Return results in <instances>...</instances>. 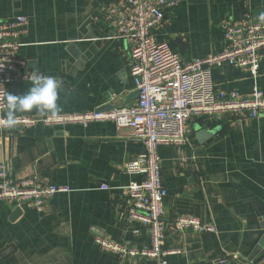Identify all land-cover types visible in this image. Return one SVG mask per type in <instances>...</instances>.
Instances as JSON below:
<instances>
[{
    "label": "crops",
    "instance_id": "1",
    "mask_svg": "<svg viewBox=\"0 0 264 264\" xmlns=\"http://www.w3.org/2000/svg\"><path fill=\"white\" fill-rule=\"evenodd\" d=\"M113 1L0 0V22L27 18L20 75L7 85L12 106L5 116L34 119L0 130V164L14 178L41 175L70 188L53 195L45 212L26 205L16 212L0 200V264H157L120 258L94 242L99 236L135 248L149 244L147 227L128 219L121 193L138 178L124 166L143 151L141 141L111 122L44 121L136 101L127 41L102 17ZM261 13L264 0H176L157 38L184 62L202 59L223 49L225 20ZM211 76L216 91L248 92L255 85L264 93V60L256 75L221 62L211 66ZM213 127L215 134L199 142L196 131ZM187 134L184 144L157 149L167 190L162 219L171 223L190 214L216 231L168 229L166 264H216L234 253L236 259L224 264H264V112L257 118L228 110L192 117Z\"/></svg>",
    "mask_w": 264,
    "mask_h": 264
},
{
    "label": "built area",
    "instance_id": "2",
    "mask_svg": "<svg viewBox=\"0 0 264 264\" xmlns=\"http://www.w3.org/2000/svg\"><path fill=\"white\" fill-rule=\"evenodd\" d=\"M175 3L176 0H114L104 9L103 19L128 44L129 71L137 92L133 104L106 111L59 114L44 120L55 125L84 126L91 122H111L116 128L129 127L141 141L143 151L124 166L126 173L138 178L122 187L121 193L128 204V219L147 227L149 244L135 248L99 236L94 242L120 258L148 257L157 264H166L163 243L168 229L216 231L213 224L190 214L180 215L171 223L163 221L167 190L161 179L158 146L184 144L192 117L228 110L257 118L264 112V93L257 86L248 92L216 91L211 76V66L221 62L257 74L264 60V13L255 18L245 15L237 21L225 20L223 49L205 58L184 62L166 41L157 38V31L165 23L166 9ZM26 24L27 18L23 15L0 22V130H10L18 123H34L30 116L11 119L5 116V111L12 106L7 85L20 75L22 62L17 55ZM100 188L108 186L100 184ZM69 189L41 175L14 178L0 164V200L13 206L26 205L45 212L53 195ZM236 257L234 253L219 263Z\"/></svg>",
    "mask_w": 264,
    "mask_h": 264
},
{
    "label": "water",
    "instance_id": "3",
    "mask_svg": "<svg viewBox=\"0 0 264 264\" xmlns=\"http://www.w3.org/2000/svg\"><path fill=\"white\" fill-rule=\"evenodd\" d=\"M206 67V66H204ZM135 94H137V92H135ZM119 106H122V104L120 102L116 103V104H112V103H108L104 106H101L100 108H98L99 111H106V110H109V109H113L115 107H119ZM15 126H22L21 124H16ZM14 126V127H15ZM218 128L216 127H213V128H203V129H198L196 131V138L198 139L199 142H202L203 140L202 139H205L207 137H211L212 135L215 134L216 130ZM20 207H17L16 208V212L19 211ZM263 243H264V237H263ZM261 247V244H259L258 246H256V248L254 249L253 252H255L256 250L260 249ZM12 249L9 248L8 250H6L5 252H3L1 255H6L9 251H11ZM216 264H219V263H216ZM221 264V263H220ZM224 264V263H223ZM226 264H241V263H236V262H228Z\"/></svg>",
    "mask_w": 264,
    "mask_h": 264
}]
</instances>
